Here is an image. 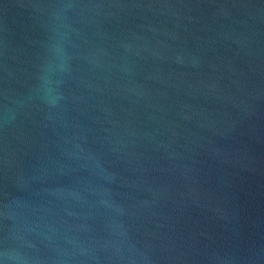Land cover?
Instances as JSON below:
<instances>
[{
	"label": "water",
	"instance_id": "obj_1",
	"mask_svg": "<svg viewBox=\"0 0 264 264\" xmlns=\"http://www.w3.org/2000/svg\"><path fill=\"white\" fill-rule=\"evenodd\" d=\"M0 264H264V0H0Z\"/></svg>",
	"mask_w": 264,
	"mask_h": 264
}]
</instances>
